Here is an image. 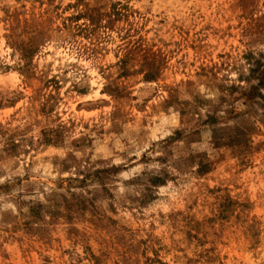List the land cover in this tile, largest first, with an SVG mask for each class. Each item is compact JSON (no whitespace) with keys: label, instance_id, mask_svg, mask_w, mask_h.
<instances>
[{"label":"rangeland","instance_id":"1","mask_svg":"<svg viewBox=\"0 0 264 264\" xmlns=\"http://www.w3.org/2000/svg\"><path fill=\"white\" fill-rule=\"evenodd\" d=\"M0 264H264V0H0Z\"/></svg>","mask_w":264,"mask_h":264}]
</instances>
